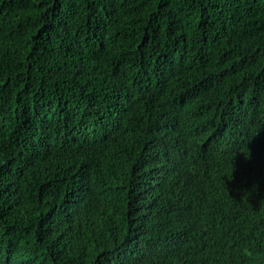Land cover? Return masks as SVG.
I'll use <instances>...</instances> for the list:
<instances>
[{
  "label": "trees",
  "instance_id": "16d2710c",
  "mask_svg": "<svg viewBox=\"0 0 264 264\" xmlns=\"http://www.w3.org/2000/svg\"><path fill=\"white\" fill-rule=\"evenodd\" d=\"M0 264H264V0H0Z\"/></svg>",
  "mask_w": 264,
  "mask_h": 264
}]
</instances>
